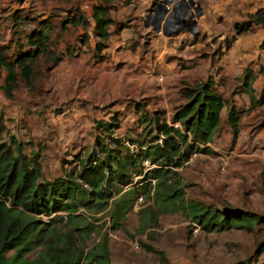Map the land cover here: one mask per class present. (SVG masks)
<instances>
[{
  "label": "rangeland",
  "instance_id": "1",
  "mask_svg": "<svg viewBox=\"0 0 264 264\" xmlns=\"http://www.w3.org/2000/svg\"><path fill=\"white\" fill-rule=\"evenodd\" d=\"M89 12L90 4L86 0H0V51L6 59L12 60L20 52L32 50L26 41L32 31L41 29L47 32L46 50L35 55L30 62V85L18 76L16 87L8 98L2 91L5 71L0 70V115L3 121L0 142L8 143L12 135L14 141L20 143L22 153L27 158H33L37 153L40 180L52 181L71 170L78 172L82 164L89 167L94 159L99 162L102 153L95 140L106 144L118 156H136L140 149L138 142L144 140L146 145L154 134L151 131L148 135V131L153 129L152 110L160 108L158 111L163 119L169 121L174 108L182 103L179 91L167 96L166 104L161 103L155 95L139 100L135 120H132L133 115L130 113L120 116L117 112L105 111L104 105H96L94 111H88L86 123L75 129L74 124L70 126L65 119L70 115L69 99L67 95L58 97L55 90L57 79H54L51 65L55 58L62 60L64 57L77 56L74 52H77L79 41H85L87 35L76 34V30L77 27L82 28L79 24L81 16L85 18ZM71 20L78 23L71 25ZM254 30L243 35L248 36ZM202 51V56L209 53L211 63L214 55L222 53L213 35L211 47L204 45ZM245 53L247 59L242 70L251 69L262 60L264 37L260 35L256 40H251ZM242 73L231 79H241ZM218 77L214 89L229 103L232 95L230 91H235L236 87L233 84L225 86L229 80L223 75ZM207 78L213 80L212 75L204 80ZM262 93L264 88L261 92H254L253 96L257 99ZM63 107L66 116L61 113ZM254 107L248 110H253L251 117L243 111L242 120L238 121L240 133H237L234 143L225 134L229 129L225 122L226 109H223L220 113L221 124L214 134L213 145L219 147L216 155L192 156L178 168V174L186 200L202 202L221 212H248L261 218L260 223L255 224L250 231L228 229L205 232L181 212L173 211L159 214L154 226L140 232L141 210L146 205L151 206V200L138 192L130 211L115 229L109 228L106 213L93 215L97 220H90L89 233L85 238L87 248L96 245L101 240L100 236L106 234L104 242L108 264H264L261 261L264 249L258 255L254 253L264 239V156L260 154L264 146H260L254 136L252 138L255 126L264 118V108L255 111ZM100 114L104 118L99 117ZM114 114L119 127L109 133L102 129L101 124L107 123ZM135 164L144 173L154 166L141 160ZM140 177L131 175L129 185H116L119 190L115 192L116 188H112L113 197L135 186ZM79 211L91 216L83 209ZM41 218L47 220L44 216Z\"/></svg>",
  "mask_w": 264,
  "mask_h": 264
},
{
  "label": "trees",
  "instance_id": "2",
  "mask_svg": "<svg viewBox=\"0 0 264 264\" xmlns=\"http://www.w3.org/2000/svg\"><path fill=\"white\" fill-rule=\"evenodd\" d=\"M90 2L93 33L98 38L94 52L99 53L108 36L111 20L105 4L110 0H87ZM246 20L234 23V35L240 36L251 30V25L264 26V9L245 15ZM71 20V25L77 24ZM79 24L84 27L87 20L81 16ZM31 51L20 52L12 60L6 59L0 51V70L5 71L2 91L8 98L16 87L17 77L30 85V62L35 55L46 50L47 32L32 31L26 39ZM228 47L229 42L225 43ZM53 59L51 67L59 61ZM264 66L259 68L262 72ZM252 74L243 70L241 86L248 94L251 106L264 103V93L257 99L250 87ZM182 103L174 108L170 123L157 113L152 116L153 135L138 142V154L118 156L106 144L95 140L102 158L93 164L81 165V169L69 171L52 181L40 180L37 153L27 158L21 145L10 135L9 142H0V264H108L105 235L94 246L87 248L86 237L90 220L96 213L108 215L109 228L115 229L130 211L135 195L140 192L151 206L141 210L138 230L144 232L156 224V217L179 211L205 232L243 229L250 231L261 218L251 213L221 212L202 202L186 200L178 174V168L188 161L193 153L211 155L215 152L208 147L215 131L221 124L220 112L226 109L225 122L231 131V143L238 132L239 111L226 102L213 88L210 78L183 84L179 89ZM103 130L111 133L118 127L115 116L101 124ZM3 121L0 115V132ZM147 133V132H146ZM116 140H112L115 142ZM116 150V149H115ZM87 159L86 161H89ZM138 160L154 165L145 173L136 168ZM131 175L141 176L135 186L129 187L116 197L112 188L131 183ZM79 209L91 216H85ZM141 214V215H142ZM42 216L47 220H42ZM91 217V219H90ZM87 248V249H86ZM264 248V239L255 249L258 255ZM147 249H150L147 246Z\"/></svg>",
  "mask_w": 264,
  "mask_h": 264
},
{
  "label": "crops",
  "instance_id": "3",
  "mask_svg": "<svg viewBox=\"0 0 264 264\" xmlns=\"http://www.w3.org/2000/svg\"><path fill=\"white\" fill-rule=\"evenodd\" d=\"M159 1H108L105 7L111 23L98 54L94 52L98 38L93 33L94 22L90 12L85 17L86 27H77L76 34L87 35L85 41H79L77 52H74L77 56L59 59L51 67L54 79H57L55 90L58 97L67 95L69 99V119L65 107L61 113L66 116L70 126L74 124V129L87 122L88 111H94L96 105H104L105 111L117 112L120 116L130 113L133 115L132 120H135L139 100L155 95L161 103H165L166 97L173 91L178 92L183 84L199 83L208 75H212L213 88L219 75L229 80L225 86L233 84L236 87L235 91H230L229 104L239 111V121L242 120L243 111L251 117L253 110L248 111L252 108L248 94L241 86V79L234 77L233 81L231 77L241 75L247 59L245 52L248 44L260 35L264 37V26L251 25V31L255 29L252 34L232 39L233 24L244 22L247 13L264 9V0H192V4L190 0H172L168 10L164 5L170 0H164L161 6H156ZM87 3L90 4L89 1ZM196 5L198 11H195ZM190 15H193L194 24L188 23ZM211 35L217 40L222 52L219 56L214 55L213 63L209 53L202 56L201 52L204 45L211 47ZM226 42H229L228 47ZM262 57L249 69L252 74L249 84L253 94L264 88V70L259 71L264 66ZM254 108L255 111L262 109L264 103ZM158 110L160 108H154L152 112L163 118ZM99 117L104 118L102 114ZM164 120L170 122V119ZM260 121L252 132V138L254 136L256 142L264 146V118ZM63 127L65 130L64 121ZM228 129L229 132L225 134L231 141V131ZM214 138L215 135L207 144L215 152L211 156L216 155L219 149L213 145ZM260 154L264 156V149ZM261 261L264 263L263 257Z\"/></svg>",
  "mask_w": 264,
  "mask_h": 264
},
{
  "label": "built area",
  "instance_id": "4",
  "mask_svg": "<svg viewBox=\"0 0 264 264\" xmlns=\"http://www.w3.org/2000/svg\"><path fill=\"white\" fill-rule=\"evenodd\" d=\"M172 3H173V1L170 0L167 4H165V5H164L165 9L168 10ZM170 125H173L175 128H178V124H177V123H170ZM196 155H197L196 153H193V154L191 155V157H192V156H196ZM191 157H190V158H191ZM223 165H224V163H223L222 166L220 167L221 170L223 169Z\"/></svg>",
  "mask_w": 264,
  "mask_h": 264
},
{
  "label": "water",
  "instance_id": "5",
  "mask_svg": "<svg viewBox=\"0 0 264 264\" xmlns=\"http://www.w3.org/2000/svg\"><path fill=\"white\" fill-rule=\"evenodd\" d=\"M163 3H164V0H161V1H159V2L156 4V6H161ZM192 3H193V1L190 0V4H192ZM195 11H198V5H196V7H195ZM192 17H193V15H190V17L188 18V21H189L190 23L194 24V20H193Z\"/></svg>",
  "mask_w": 264,
  "mask_h": 264
},
{
  "label": "flooded vegetation",
  "instance_id": "6",
  "mask_svg": "<svg viewBox=\"0 0 264 264\" xmlns=\"http://www.w3.org/2000/svg\"><path fill=\"white\" fill-rule=\"evenodd\" d=\"M188 23H190V22L188 21Z\"/></svg>",
  "mask_w": 264,
  "mask_h": 264
}]
</instances>
